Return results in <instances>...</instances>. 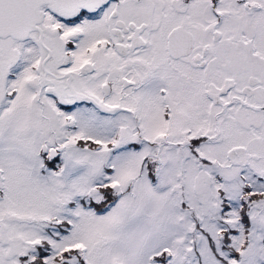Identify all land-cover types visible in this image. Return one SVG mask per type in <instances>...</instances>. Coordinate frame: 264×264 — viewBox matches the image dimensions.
Here are the masks:
<instances>
[{
    "label": "snow or ice",
    "instance_id": "snow-or-ice-1",
    "mask_svg": "<svg viewBox=\"0 0 264 264\" xmlns=\"http://www.w3.org/2000/svg\"><path fill=\"white\" fill-rule=\"evenodd\" d=\"M0 264H264V0H0Z\"/></svg>",
    "mask_w": 264,
    "mask_h": 264
}]
</instances>
